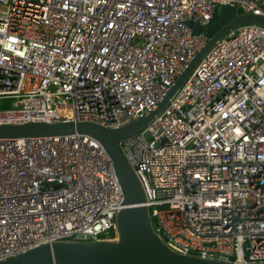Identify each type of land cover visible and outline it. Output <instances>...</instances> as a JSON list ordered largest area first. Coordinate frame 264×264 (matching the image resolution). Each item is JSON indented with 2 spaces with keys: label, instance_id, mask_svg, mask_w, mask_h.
<instances>
[{
  "label": "built area",
  "instance_id": "built-area-1",
  "mask_svg": "<svg viewBox=\"0 0 264 264\" xmlns=\"http://www.w3.org/2000/svg\"><path fill=\"white\" fill-rule=\"evenodd\" d=\"M222 5L264 15V0H0V100L12 104L0 124L118 128L151 112ZM119 145L172 250L264 263V26L218 40L167 108ZM123 199L89 135L0 138V260L58 240L116 239Z\"/></svg>",
  "mask_w": 264,
  "mask_h": 264
},
{
  "label": "water",
  "instance_id": "water-1",
  "mask_svg": "<svg viewBox=\"0 0 264 264\" xmlns=\"http://www.w3.org/2000/svg\"><path fill=\"white\" fill-rule=\"evenodd\" d=\"M245 23L264 26V15L253 12L241 13L238 8L228 5L217 7L210 24L205 27V33L209 37L208 42L178 78L167 96L154 110L121 127L107 128L84 121L1 123L0 138L19 139L84 134L99 141L112 161L122 188L124 207L116 215V239L58 240L0 260V264H264L207 259L172 250L157 233L150 208L145 204L144 188L119 145L123 139L141 131L165 110L171 97L215 43L232 29ZM194 32L200 33L201 27L195 26ZM147 136L150 137L149 134Z\"/></svg>",
  "mask_w": 264,
  "mask_h": 264
},
{
  "label": "rangeland",
  "instance_id": "rangeland-1",
  "mask_svg": "<svg viewBox=\"0 0 264 264\" xmlns=\"http://www.w3.org/2000/svg\"><path fill=\"white\" fill-rule=\"evenodd\" d=\"M6 102H8L9 104H11L9 100H4V99L0 100V104H2V105L3 104H7ZM10 107H12V104L10 105Z\"/></svg>",
  "mask_w": 264,
  "mask_h": 264
},
{
  "label": "trees",
  "instance_id": "trees-1",
  "mask_svg": "<svg viewBox=\"0 0 264 264\" xmlns=\"http://www.w3.org/2000/svg\"><path fill=\"white\" fill-rule=\"evenodd\" d=\"M7 104H0V108H7L10 107L11 104H9L8 102H6Z\"/></svg>",
  "mask_w": 264,
  "mask_h": 264
}]
</instances>
